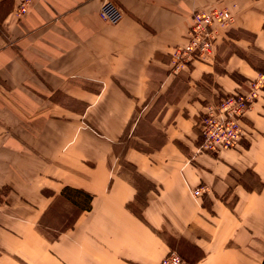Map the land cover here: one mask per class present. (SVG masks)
Instances as JSON below:
<instances>
[{"label":"crops","instance_id":"1","mask_svg":"<svg viewBox=\"0 0 264 264\" xmlns=\"http://www.w3.org/2000/svg\"><path fill=\"white\" fill-rule=\"evenodd\" d=\"M106 1L33 0L18 17L21 0H0V264H159L179 248L263 264L264 93L236 150L201 154L199 122L264 72V0H109L117 24ZM212 8L233 16L214 61L174 75L173 48ZM57 202L75 215L51 238Z\"/></svg>","mask_w":264,"mask_h":264},{"label":"built area","instance_id":"2","mask_svg":"<svg viewBox=\"0 0 264 264\" xmlns=\"http://www.w3.org/2000/svg\"><path fill=\"white\" fill-rule=\"evenodd\" d=\"M33 0H21L15 8L18 17L26 15L29 5ZM101 18L111 24H117L123 18V12L111 1H106L101 8ZM233 19L232 14L226 9L212 8L195 11L192 15V25L186 35L183 45L176 46L171 52L172 68L175 72L190 67L196 61L211 63L214 57V47L217 40V31L221 27H227ZM257 96H249L240 92L229 93L221 98L215 107H211L206 115L208 119L215 120L224 129L230 130V126H235L233 130L234 138L210 137L204 121V147L207 151L227 150L239 146L245 134L244 121L247 111L253 105ZM258 98V97H257ZM256 98V99H257ZM217 125V124H216ZM218 126V125H217ZM237 146V147H238ZM198 195L204 193V187L199 188ZM159 264H190L177 251L171 250Z\"/></svg>","mask_w":264,"mask_h":264},{"label":"rangeland","instance_id":"3","mask_svg":"<svg viewBox=\"0 0 264 264\" xmlns=\"http://www.w3.org/2000/svg\"><path fill=\"white\" fill-rule=\"evenodd\" d=\"M191 25H192V20H191ZM190 25V27H191ZM190 29V28H189ZM216 43H217V40H216ZM179 46V45H178ZM175 48V47H174ZM216 48V44H215V47ZM214 55H215V49H214ZM214 58L211 59L214 61ZM198 62H202V61H196V62H193L190 64V66H193L195 65L196 63ZM171 72L174 74V75H177L179 76V74L182 72V70H178L177 72H175L173 70V68H171ZM178 73V74H177ZM261 74H259L256 79H252L249 81V83L247 84V90L246 91H236V92H240L242 94H245V95H249V96H257L254 101L253 104L257 103L260 98H263V93H264V72L260 71ZM234 92V93H236ZM224 97V96H223ZM222 98V97H221ZM221 100V99H220ZM219 100V101H220ZM218 101V102H219ZM212 103H209L206 107H205V110L203 112V115H202V118L199 122V129H200V142H201V146L203 147V145L205 144L204 143V130H203V127H204V121L206 122V128L207 130L209 131L210 133V137H214L215 134H217V137H223V138H234V134H233V130L235 128V126L231 125L230 126V130L228 129H224L222 127V125L218 124L215 120H212V119H208L210 116L206 115V113L209 112L210 108L211 107H215L217 105V101H210ZM252 107V106H251ZM251 110V108L247 111V113ZM242 121H244L245 123V126L244 127V130H245V134L243 136V139L242 141H240L238 144L240 145L241 142H243L244 138L248 137V135L251 134L250 132V129H249V126L247 125L246 123V119L243 118L241 119ZM218 126H217V125ZM238 146V145H237ZM237 146L234 148H231V149H227V150H224V151H228V150H233L237 148ZM204 151L201 153H210V154H214V155H219L221 153H223L222 150H217V151H214L212 152L211 151H207L206 148L204 147ZM199 188H202V187H196L192 190V195L195 197V198H200L202 197V195H198V192H196ZM79 198V197H78ZM80 200L82 201V199L80 198ZM88 203V202H87ZM69 206L64 204L63 202H57L56 203V210L54 209L53 213L52 212V209L50 211V216H48L46 219H44L42 221V230L48 235L50 236L51 238L54 237L56 235V233L58 232L59 228L62 227V226H71V223H65V222H69L71 220H73L74 218V215H75V209H69L68 208ZM177 251V249L175 250ZM183 257H185L184 255V252L179 248L178 251ZM186 253V252H185ZM187 254V253H186ZM187 259V257H185ZM188 260V259H187Z\"/></svg>","mask_w":264,"mask_h":264},{"label":"trees","instance_id":"4","mask_svg":"<svg viewBox=\"0 0 264 264\" xmlns=\"http://www.w3.org/2000/svg\"><path fill=\"white\" fill-rule=\"evenodd\" d=\"M65 193L68 199L73 202V204H75L78 208L82 209L85 208L86 202L91 199V195H88L81 191L67 189ZM80 198L82 199V201L80 200ZM88 207L90 206L88 205Z\"/></svg>","mask_w":264,"mask_h":264},{"label":"bare ground","instance_id":"5","mask_svg":"<svg viewBox=\"0 0 264 264\" xmlns=\"http://www.w3.org/2000/svg\"><path fill=\"white\" fill-rule=\"evenodd\" d=\"M222 151H224V150H222Z\"/></svg>","mask_w":264,"mask_h":264}]
</instances>
